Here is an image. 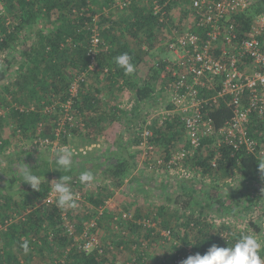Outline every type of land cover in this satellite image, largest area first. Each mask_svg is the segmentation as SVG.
I'll return each instance as SVG.
<instances>
[{"label": "trees", "instance_id": "16d2710c", "mask_svg": "<svg viewBox=\"0 0 264 264\" xmlns=\"http://www.w3.org/2000/svg\"><path fill=\"white\" fill-rule=\"evenodd\" d=\"M3 1L7 16H0L2 157L13 144L11 134L20 136L24 141L32 140V144L34 139L40 136L49 137L60 145H65L70 140V134L94 136L115 119L122 121L124 117L129 125L130 119L136 117L146 104L150 105L155 101L158 78L165 65L164 62H161V67L154 64L143 78L140 76L141 66L149 54L147 49L142 47L143 38L146 37L153 45L154 40L158 39L165 28H169L171 32L174 29L188 28L190 21L185 26L183 22L178 25L180 21L174 24L172 11L176 6L185 8L184 15L194 12L191 0H133L118 19L116 10L112 8L114 0ZM253 1L250 8L237 17L243 32L249 30L255 15L264 13V0ZM155 2L161 5L166 13L164 22L154 14ZM96 16L97 22L94 20ZM95 24L100 27L102 48L97 56L99 69L88 74L87 79L81 83L79 95L75 98L73 108L78 122L72 127L68 125L66 132L57 137L56 128L63 112L59 106L57 112L50 114L45 113L44 109L52 103L67 101L72 81L89 69L91 58L88 49ZM195 31L202 30L197 28ZM105 45L108 46L106 50ZM125 52L132 57L131 62L136 69L130 76L125 75L114 61L116 56ZM20 55L22 58L19 61ZM128 90L132 93V104L129 110L131 114L127 111L126 115L124 110L116 107L113 100L120 96L119 93L124 94ZM104 93H109L110 99L103 101ZM167 108H172V105H167ZM152 115L153 113L135 125L137 135L133 141L136 144L140 145L144 125ZM211 115L216 126L222 127L232 117L233 111L223 104L219 109L211 111ZM159 120L160 117H157L151 126V144L164 148L166 158L162 159L160 168L166 170L171 166H178L173 159L172 148L185 135L186 128L179 114L167 117L162 124ZM8 126H12L11 133H7ZM123 135H120L118 143L122 141ZM212 141L211 138H204L200 147H192V155L182 159L186 168L209 178L211 188H201L198 195L195 188L189 189L182 184L183 191L179 192L178 196H181L184 206L175 209L161 204L155 211L161 226L177 239L180 238L185 247L191 249L187 253V249L172 244L176 249L173 260L177 264H182L190 255L205 254L212 244L220 247L232 246L242 232L256 234L258 238L264 230V184L260 187L263 193L260 192L259 196L254 195L251 190L247 193L243 190V186L251 187L252 182L259 181V159L244 149L232 155V148L225 145L212 147ZM189 144L191 145L190 142ZM119 150L116 159H106L103 163L92 162V155L86 157L85 171L90 170L94 176L99 171L108 184L86 195L87 201L93 206L87 205L83 216L77 215L76 234L80 235L86 227V222L92 219L98 220L94 232L100 228L112 227L114 220H118V229L124 227L127 231L121 237L118 232L113 233L114 235L111 233L113 236L109 242H104L102 252L98 248L92 251L83 250L77 243L76 235H70L64 226V209H59L55 202L49 205L44 203V199L52 190L48 178L52 174L49 166L32 167L34 174L41 180L40 191H35L27 183H20L19 173L13 171L12 167L15 165V159L7 155L10 162L6 170H12L13 174L7 175L4 169L0 171V264H129L120 262L116 253L117 249L128 244L129 240L135 241L127 239V234H136L145 228L146 237L152 238L155 236V229L141 221L118 218L111 209H106L99 216L98 209L106 206L107 200L121 189L126 178L132 173L134 154H130L126 146L119 145ZM214 159L216 165L213 164ZM64 174L71 175L72 170ZM238 175L240 184L230 191H223L224 182ZM76 183L81 186L78 181ZM206 183L207 181L205 185ZM78 204L84 205L77 200ZM182 207L186 214L181 213ZM210 209L233 217L243 214L248 218V225L240 229L225 221L216 223L210 219ZM135 216L138 220L142 219L139 213ZM182 217H185L182 223L178 224L179 221L178 225L172 226L173 219ZM23 240L29 241L28 254H24L19 247ZM112 246L113 249H109ZM260 254L264 257L263 247ZM145 255L146 250L142 249L136 262L131 264H146Z\"/></svg>", "mask_w": 264, "mask_h": 264}, {"label": "built area", "instance_id": "2783aa9c", "mask_svg": "<svg viewBox=\"0 0 264 264\" xmlns=\"http://www.w3.org/2000/svg\"><path fill=\"white\" fill-rule=\"evenodd\" d=\"M132 1L114 0L112 8L124 11ZM191 1L194 10L191 12V24L184 30L174 29L168 35L166 43L172 56L155 63L160 67L161 62L165 63L158 78L157 93H165L166 105L170 104L172 108L161 113L155 112L147 119L140 142L145 150L144 156L155 148L151 144L154 120L160 117L159 123L162 124L167 117L179 114L186 128L187 140L193 148L200 147L204 138H211L212 147L228 146L232 148V155L244 149L259 159L260 163H264V13L255 15L249 30L243 32L237 17L250 8L253 0ZM154 14L160 17L161 22L165 21L166 13L157 2ZM0 16H7L3 0H0ZM94 20L97 22L98 16ZM8 22L11 21L8 19ZM197 28L202 31H195ZM92 32L88 49L91 58L89 69L72 81L67 101L52 103L44 109L45 113L50 114L57 112L59 106L63 112L56 128L57 137L66 132L68 125L72 127L78 122L73 108L75 98L88 74L99 69L97 56L102 48L98 24H95ZM107 48L105 45L104 49ZM223 104L232 108L233 115L222 127H217L211 111L219 109ZM34 143L50 147L58 144V141L38 136ZM158 162L162 164L163 160L159 159ZM213 164L216 165V159ZM259 175L262 186L264 170ZM76 199H81V193H77ZM54 202L55 195L51 190L44 203L49 205ZM98 210L100 216L105 206ZM62 218L67 232L75 235L77 225L68 212L63 211ZM121 218L132 219V215L125 212ZM97 225L98 220L92 219L83 230V242L79 245L83 250L98 248L103 251L93 232Z\"/></svg>", "mask_w": 264, "mask_h": 264}, {"label": "rangeland", "instance_id": "374dc122", "mask_svg": "<svg viewBox=\"0 0 264 264\" xmlns=\"http://www.w3.org/2000/svg\"><path fill=\"white\" fill-rule=\"evenodd\" d=\"M184 9L185 8L182 6H176L174 8L172 11L174 24H178L180 21L178 25H182L181 22H183L185 26L189 23V21H191V13L184 15ZM122 13L123 11L115 12L117 19L120 15H122ZM165 29V31L160 33L158 39L154 40L153 45L150 44L151 42L146 40V37L143 38L144 43L142 41V47L147 49L149 54L145 57V63L142 64L140 69V76H142V78L148 72V69L157 61L172 56V54L168 51L166 43L169 38L168 35L172 32L169 28ZM21 58L22 57L20 55L18 60L20 61ZM91 80L93 81V79ZM119 94L120 96L117 99H114L113 103L116 107H120V109L124 110L126 115H128L127 111L131 109L132 104V93L130 94V91L128 90L124 94ZM108 98L110 99V94L104 93L102 100L105 101ZM166 99V94L158 91L155 101H152L150 105L146 104L144 109L141 110L136 117L130 119L129 125H127L128 123H126V119L124 117H122V121H117L115 119L112 124H109L101 132L94 134V136L70 134V140L65 145H60L58 142V146L55 144L50 147L38 146L34 143L32 144V140L24 141L20 136L11 134L13 144L9 146L7 152L3 154L2 158H0L2 159V161L0 160V171L4 169V172H6L7 175H12L13 171L17 172L24 163L28 164L30 167L36 168L47 165L50 169H52L54 167L52 161L54 160V151L56 149L62 146H68L71 149H74L76 153L73 157L74 165L72 174L70 175L71 181L69 186L76 195L77 193H81V199H79L78 202H81L84 205L78 204L75 208H66L63 211L68 212L71 219L78 225V219L76 218L77 215L80 214L83 216L86 206H93L89 203V201H87L86 195L91 192H96V188L98 189L99 187H103L108 184V181L104 180L99 171H97L94 176V181L90 185H82L79 182V174L82 171H85L86 157L92 155V162L99 161V163H103L106 162L104 161L106 159L111 160L117 158L116 154L120 151L118 148L119 145L126 146L129 149L130 154H134L135 156L134 162L132 161V173L126 178L121 189L114 192V196L107 200L108 204H106L105 210L111 209V211H114V214L118 215L119 218L121 217V214L125 212L130 213L133 220H137L139 222L141 221L144 225L154 228L155 236L152 238L146 237L147 231L145 228L136 234L128 233L127 239H132L136 242L129 240L128 244L122 245L121 248L117 249V258L122 263L128 262L131 264L133 261L136 262V259L139 256V251L144 249L146 250V264H177L176 261L173 260V256L176 254V249L173 248V245L179 248L183 247L184 249H187V253H189L191 249L188 246L185 247L180 238L177 239V237H174L170 231L161 226L160 219L156 216L155 211L161 204L169 205L171 208L175 209L177 207L184 206L181 196H178L179 192L183 191L182 184L186 185L189 189L195 188L197 194L199 195L201 188L204 187L207 190L211 188V182L209 178H205L201 173H197V171L190 168L188 169L183 165L184 163L182 159L192 155L194 151L192 146L189 144V140H187L186 133L172 148L173 159L176 163H178V166H171V168L166 170L162 167L160 168L161 164L158 162L159 159L166 158L164 148L155 147L152 152H149L147 156H144V148L133 141L136 139L137 135L134 129L135 125L143 122V120H145L151 113H161L166 111L168 109ZM129 114H131L130 111ZM11 128L12 126L7 127V133H11ZM83 133L86 132L83 131ZM120 135H123V137L122 141L119 142L118 145L117 141L120 139ZM7 155H10V157L15 159V165L12 166L14 168L13 171L6 170V166L10 162V158ZM62 174L65 175L64 173L53 169L51 176L48 177L51 185L54 183V180L59 179ZM75 181H78L81 186L77 185ZM205 181H207L206 185ZM225 182L223 184V191L227 192L240 184V177L238 175ZM260 187L261 179H259L258 182H252L251 187L243 186V190L246 193L251 190L254 195L259 196L260 192H262ZM21 189H23V187H21ZM12 191H14L13 188ZM15 191H17L16 188ZM16 195L19 197L18 193ZM180 210L182 214L185 213L183 207L180 208ZM138 213L141 215L142 219L138 220L136 218L135 215ZM208 213L210 219L216 221V223L225 221L230 225L232 224L233 226H237L240 229L246 228L248 225V218L243 216V214L233 217L228 214H220L214 209H210ZM184 220L185 217L173 219L172 226L177 224L179 221L180 222L178 224H180ZM117 221L118 220H114L112 224L113 228L106 227L100 228L96 232L93 231L101 245H104V242L106 241L109 242L114 235L113 233L116 234L118 232L119 237L123 236L124 233H127L124 227L119 229L117 228ZM88 223L89 222L87 221L86 226ZM157 234H159V236H157ZM75 235L77 237V243L80 245L83 242L82 233L80 235L75 233ZM258 239L261 241L262 245H264V233L259 234ZM139 243H142V245L140 246ZM109 249L112 250L113 246Z\"/></svg>", "mask_w": 264, "mask_h": 264}, {"label": "clouds", "instance_id": "9594fccd", "mask_svg": "<svg viewBox=\"0 0 264 264\" xmlns=\"http://www.w3.org/2000/svg\"><path fill=\"white\" fill-rule=\"evenodd\" d=\"M115 64L122 69L125 75H132L135 72V65L131 62L132 57L128 53H123L114 58ZM75 152L68 146H62L54 151L52 163L55 169L61 173L70 172L73 168V157ZM260 170H264V163H259ZM20 183L30 185L35 191H40V177L33 172V168L28 164H23L19 169ZM70 175H61L52 184V193L55 195V203L59 209L77 207L76 194L69 186ZM94 181V174L90 170L82 171L79 174V182L82 185H90ZM19 247L24 254L30 252L28 240H23ZM264 245L253 233H241L232 246L220 247L212 244L203 255L196 253L188 256L182 264H264V257L261 250Z\"/></svg>", "mask_w": 264, "mask_h": 264}, {"label": "crops", "instance_id": "0c3cea01", "mask_svg": "<svg viewBox=\"0 0 264 264\" xmlns=\"http://www.w3.org/2000/svg\"><path fill=\"white\" fill-rule=\"evenodd\" d=\"M42 26V25H41ZM127 134V133H126ZM118 143V142H117ZM56 146H58L57 144H56ZM60 148V147H59ZM70 148V147H69ZM119 148V147H118ZM74 150V149H73ZM74 152L76 153V151L74 150ZM78 153V152H77ZM0 158H2V156H0ZM1 161H2V159H0ZM1 161H0V163H1ZM74 165V164H73Z\"/></svg>", "mask_w": 264, "mask_h": 264}]
</instances>
